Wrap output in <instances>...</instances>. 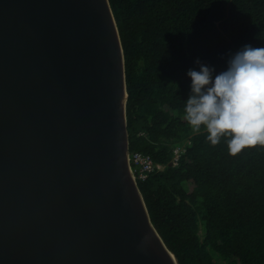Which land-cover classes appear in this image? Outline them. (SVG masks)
<instances>
[{"label":"water","instance_id":"1","mask_svg":"<svg viewBox=\"0 0 264 264\" xmlns=\"http://www.w3.org/2000/svg\"><path fill=\"white\" fill-rule=\"evenodd\" d=\"M109 0H0V264H179L129 161Z\"/></svg>","mask_w":264,"mask_h":264},{"label":"trees","instance_id":"2","mask_svg":"<svg viewBox=\"0 0 264 264\" xmlns=\"http://www.w3.org/2000/svg\"><path fill=\"white\" fill-rule=\"evenodd\" d=\"M125 55L129 151L163 166L138 181L179 264H264V147L233 156L183 117L186 71L264 46V0H109ZM181 155L172 165L175 150Z\"/></svg>","mask_w":264,"mask_h":264},{"label":"clouds","instance_id":"3","mask_svg":"<svg viewBox=\"0 0 264 264\" xmlns=\"http://www.w3.org/2000/svg\"><path fill=\"white\" fill-rule=\"evenodd\" d=\"M186 76L183 117L194 133L213 146L223 140L233 156L264 147V46L243 45L219 70L197 58Z\"/></svg>","mask_w":264,"mask_h":264},{"label":"built area","instance_id":"4","mask_svg":"<svg viewBox=\"0 0 264 264\" xmlns=\"http://www.w3.org/2000/svg\"><path fill=\"white\" fill-rule=\"evenodd\" d=\"M181 150L177 149L174 152V157L172 165H177L180 159ZM129 161L133 171V174L137 180H145L148 178L149 174L156 171L162 170L163 166L160 164H155L152 159L140 153L129 154Z\"/></svg>","mask_w":264,"mask_h":264}]
</instances>
